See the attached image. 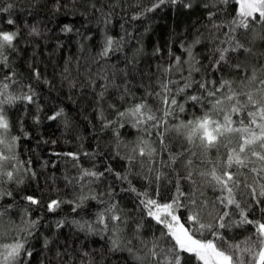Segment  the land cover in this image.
<instances>
[{"label":"trees","instance_id":"trees-1","mask_svg":"<svg viewBox=\"0 0 264 264\" xmlns=\"http://www.w3.org/2000/svg\"><path fill=\"white\" fill-rule=\"evenodd\" d=\"M153 3L0 0V9L12 5L8 12L0 11V28L19 31L15 51L5 53L7 65L0 63V81L8 83L4 77L11 75L15 81L8 89L11 95H33L32 102L17 99L4 106L12 135L19 137L17 157L21 163L12 181L0 182V192H11L0 199V212L4 213L0 224L9 240L14 234L27 236L25 247L32 255L22 258L21 264H139L134 253L143 255L141 241L159 237L162 226L146 216L140 203L144 196L138 193L170 202L179 189L184 193L182 203L190 197L198 204L206 201L201 209L206 222H214L213 218L224 211L230 214L225 223L240 220L234 205L225 208L219 203L218 197L226 193L204 183L198 175L206 169L201 162L203 154L193 148L197 155L189 156L191 146L173 128L201 115V104L187 99L205 95L201 82L208 89L218 87L221 80L232 81L234 88L243 87L244 91L257 87L259 79L248 81L254 70L257 77L264 76V39L251 31L242 35L245 30L237 29L234 35L244 48L230 50L227 62L217 64V49L229 47L235 0L227 4L192 0L190 8L165 3L145 12ZM210 13H214L211 19ZM9 19L14 23L8 24ZM213 23L222 26L215 29ZM66 26L71 31H65ZM256 32L264 35L260 26ZM106 37L113 38V50L101 56ZM197 39L199 43H194ZM188 48L194 60L185 51ZM176 57L180 58L179 70ZM170 66L172 70L165 72ZM164 81H171L169 100L175 96L177 101L169 116H164L165 105L157 95L163 94ZM186 82H191V87L179 92ZM139 103L166 123L156 128L152 127L154 121H147L134 127L133 118L119 116ZM61 110L63 115L49 119ZM142 140L156 149L151 157L133 151L138 145L143 147ZM225 151L221 148L219 155L223 157ZM217 155L212 150L208 158L215 160ZM187 159L193 161L191 180L187 178ZM85 169L103 175L83 176ZM241 171L252 183L254 174ZM240 179L236 199L241 207L250 206L246 209L249 219H261L264 198L257 205L251 189L244 188V177ZM28 196L38 203H30L25 199ZM81 197H87L82 204ZM53 200L61 203L50 211ZM113 204L123 221L119 248L113 247L116 235L107 214V230L96 223L97 213ZM179 214L186 216L187 209L182 207ZM32 221L36 225L28 236L21 230ZM85 222L92 224L93 232L80 229L79 224ZM253 231V225L221 229L231 243L252 236Z\"/></svg>","mask_w":264,"mask_h":264},{"label":"snow or ice","instance_id":"snow-or-ice-1","mask_svg":"<svg viewBox=\"0 0 264 264\" xmlns=\"http://www.w3.org/2000/svg\"><path fill=\"white\" fill-rule=\"evenodd\" d=\"M227 4L229 0H222ZM165 3L183 4L185 7L192 6V0H154L151 7L146 8L145 12H152ZM235 15L230 21V33L227 43L229 47L217 49L219 52L220 62H227V53L244 48V45L236 39L234 33L237 29L245 30L242 35H247L249 31L254 35H259L264 39V35L257 33V26L264 29V0H235ZM12 8L9 4L0 11L8 12ZM214 13H210L211 16ZM135 18V17H134ZM8 24L14 21L9 19ZM222 25L213 23L212 27L219 29ZM33 32L36 30L33 29ZM65 31H71L66 26ZM19 37V31H5L0 28V63L7 65L8 57L5 53L9 50L15 51L16 42ZM118 43V42H115ZM194 43H199L197 39ZM114 40L111 37L105 38V44L101 56H107L113 50ZM250 51V49H245ZM192 57L191 48L185 49ZM194 60L195 58L192 57ZM180 58L176 57V67L179 70ZM172 70V66L165 69V72ZM264 73V69H261ZM259 79V85L254 89L244 91L243 87L237 89L233 87V82L221 80L218 87L208 89L207 84L200 83V87L205 89V95H191L187 97L196 103L201 104V115L194 116L187 122H181L174 126L173 130L178 136L183 137L191 147L188 149L189 156H195L197 153L193 148H198L203 154L204 159L201 161L206 165V169L199 171L198 175L203 178L204 183L213 187H218L222 193L218 197L220 204L225 208L235 206L239 210L240 220L233 223H225V217L230 214L224 211L214 217L213 221H205L201 209L206 206V201L197 203L195 197H190L186 203L181 202V196L184 193L177 189V195L170 202H160L151 198L147 192L139 194L144 199L140 201L145 214L150 217L156 224L162 226L159 237H154L150 242L141 241L144 250L143 255L134 253L135 259L139 264H264V217L261 219H249L246 211L249 205L241 207L240 201L236 199V193L241 190V176L244 177L243 185L245 189H251L250 195L254 202L259 205L260 198H264V76L257 77L256 71L252 72L248 83H253ZM0 81V182L4 180L12 181L16 172L19 171L20 161L17 157V146L19 137L12 135V124L5 111V105H12L17 99L32 102L33 95L26 94L16 97L8 92L10 83H15L12 76H5ZM171 81L161 83V93H157L161 102L165 105L164 116L172 115L171 107L177 105L175 96L169 100ZM215 85V81L210 82ZM243 85V81L241 82ZM191 87V82H186L183 88L178 91L183 92ZM220 93L221 95H218ZM207 101V103H203ZM179 111L183 112L182 105L178 106ZM63 115L62 110L56 112L49 119H56ZM121 118L131 117L134 120L133 126L137 127L145 124L147 121H154L152 127L159 128L161 124L166 123L163 119H158L144 103L135 104L125 112H120ZM236 119H233V117ZM167 130V129H166ZM163 137L161 136V140ZM133 149L139 156L151 157L156 149L149 144L147 140L140 142ZM225 149L223 157L219 155L220 149ZM216 150L218 153L215 160L209 159L208 154ZM73 155V154H69ZM74 158L78 159V157ZM173 162L175 157L172 158ZM192 159H187L186 166L189 167L187 178L192 179L193 172L191 166ZM242 169H246L252 176V183H248V176ZM102 173L83 170V176L99 177ZM159 177H157L158 179ZM193 184L196 181H192ZM135 191V189H132ZM5 195L11 196V192H0V199ZM95 197H93L94 199ZM32 204L38 201L31 196L25 197ZM81 204L87 197H81ZM61 201L53 200L49 204V210L55 211L60 206ZM80 205H77L79 207ZM186 208L188 214L181 216L179 211ZM75 211V208L73 209ZM264 212V208L261 209ZM113 222V232L116 238L112 240L114 248L121 246L118 236L120 223H123L121 216L116 213V206L113 204L104 211L97 213L96 223L108 229L106 221ZM209 215H211L209 213ZM4 216L0 212V219ZM119 222V223H116ZM36 222L26 223L25 228L21 231L26 232L28 236L32 234L31 229L35 228ZM253 225L254 231L252 236L231 243L221 232V229H230L233 226ZM59 226V225H58ZM82 231L93 232L92 224L85 222L79 224ZM207 233V235H206ZM253 236L255 239H253ZM27 236L21 237L18 234L8 239V232L0 224V264H21L22 258L31 256L32 253L25 245ZM129 244L131 241L128 242ZM131 252L132 250L129 249Z\"/></svg>","mask_w":264,"mask_h":264}]
</instances>
